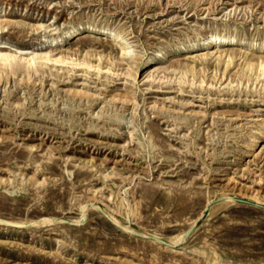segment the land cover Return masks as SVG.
Masks as SVG:
<instances>
[{
  "label": "rangeland",
  "instance_id": "1",
  "mask_svg": "<svg viewBox=\"0 0 264 264\" xmlns=\"http://www.w3.org/2000/svg\"><path fill=\"white\" fill-rule=\"evenodd\" d=\"M259 43L264 0H0V264H264Z\"/></svg>",
  "mask_w": 264,
  "mask_h": 264
},
{
  "label": "bare ground",
  "instance_id": "2",
  "mask_svg": "<svg viewBox=\"0 0 264 264\" xmlns=\"http://www.w3.org/2000/svg\"><path fill=\"white\" fill-rule=\"evenodd\" d=\"M79 32H80V26L77 25V24H73V25H70L69 28L67 30L63 31L61 34H56V35L49 36V38H48L49 40L48 41H49L51 46L58 47L63 42H65L67 39H69L71 37H74ZM234 40H238V39H235V36L230 34V33L228 34V33H221L220 31H217V30H208V31H205L202 34H200L199 38L190 39V40H186V41H180L178 43V45L185 46L187 43L190 44V45H198V44L203 43V44H208V45H215V46H217L218 49H220L222 46L229 45ZM238 41L243 42V43H247V44H250V45L252 44V42H248V40H245V39H241V40H238ZM254 45H255V43H254ZM256 45H257V43H256ZM259 45H262V47H264V44H260L259 43ZM160 56L163 59V58H166L168 56V54L167 53H161ZM15 58H16L15 55H13L11 53H7V52H2L0 50V66L6 65V66H9V67L14 69L16 64H14L13 60H15ZM39 58L40 59H45V60H51L52 59L51 55H50V52L34 54V55L30 56L29 58H25V59H26V63L28 65H32V63L36 59H39ZM55 60L59 61L60 59H59V57H57V58H55ZM153 61H154V57H150L149 63H151ZM260 65H261V69H263L264 68V62L261 61ZM3 73H4V70L0 68V74L2 75ZM1 115H3V114H1ZM47 116H45V117H47ZM120 123H121L120 121L117 123L119 125V126H117V127H119L118 130H121L123 127H125V126H121ZM36 126H37V128L40 127V128H43V129H49V130L52 129V130H54V127H51L49 122L37 123ZM91 126H94V124H92ZM262 135H263V133L255 131L254 135L252 136V139L248 143V148L255 147L260 142V138H261ZM138 141L140 142V144L145 145V142H144L142 137H138ZM226 163L233 164V160L226 161ZM227 168H230V167H227ZM116 203H117V206L119 208L127 209L129 207L132 211L135 210V208L131 204V202L128 201L125 197L117 199ZM88 207H89L88 205H86V204L84 205V209H87ZM114 219H115V221L118 222L117 218H114ZM50 221H52V220H50ZM14 223H20V222L15 221V222H13V224ZM194 224H195V222H193L190 227H192ZM125 230H127V226H126ZM185 233H186L185 230L181 231L178 235H176L174 237V240L175 241L183 240L185 238V236H186ZM152 236H154V235H152ZM203 253H205V252H203ZM231 262H233L231 258L228 261L226 259V257L222 256L219 253H215V252L213 253L212 250L209 249V252H207V256H206V259L204 261V264H222V263L230 264ZM249 263H251V262H249Z\"/></svg>",
  "mask_w": 264,
  "mask_h": 264
},
{
  "label": "clouds",
  "instance_id": "3",
  "mask_svg": "<svg viewBox=\"0 0 264 264\" xmlns=\"http://www.w3.org/2000/svg\"><path fill=\"white\" fill-rule=\"evenodd\" d=\"M134 54V49H129L128 52H127V55L131 56Z\"/></svg>",
  "mask_w": 264,
  "mask_h": 264
},
{
  "label": "water",
  "instance_id": "4",
  "mask_svg": "<svg viewBox=\"0 0 264 264\" xmlns=\"http://www.w3.org/2000/svg\"><path fill=\"white\" fill-rule=\"evenodd\" d=\"M190 233H191V228H189V229L186 231L185 235L188 236Z\"/></svg>",
  "mask_w": 264,
  "mask_h": 264
}]
</instances>
